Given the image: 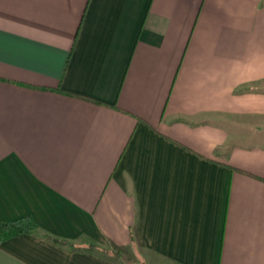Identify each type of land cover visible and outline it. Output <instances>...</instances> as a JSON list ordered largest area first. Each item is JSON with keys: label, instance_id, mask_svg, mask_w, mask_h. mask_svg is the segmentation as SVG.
Listing matches in <instances>:
<instances>
[{"label": "crops", "instance_id": "1", "mask_svg": "<svg viewBox=\"0 0 264 264\" xmlns=\"http://www.w3.org/2000/svg\"><path fill=\"white\" fill-rule=\"evenodd\" d=\"M25 216L75 248L0 264H264V0H0V221Z\"/></svg>", "mask_w": 264, "mask_h": 264}, {"label": "trees", "instance_id": "2", "mask_svg": "<svg viewBox=\"0 0 264 264\" xmlns=\"http://www.w3.org/2000/svg\"><path fill=\"white\" fill-rule=\"evenodd\" d=\"M54 90L61 91L59 86H56L53 88ZM69 93V92H67ZM82 99L88 100L90 102L98 103L96 100L86 97V96H81ZM21 234H29V235H34L37 237L42 238L43 240L51 243L54 246L57 247H69V248H75V246L68 242L67 240L57 238L55 236H52L46 232H44L39 225L36 223V221L31 218L30 216H25L22 218H19L14 221H0V242L21 235ZM87 244L85 246L86 250H93V249H100L102 253L105 252L104 249L99 248L96 244L92 243L91 241L86 240ZM116 249V248H115ZM123 249V248H121Z\"/></svg>", "mask_w": 264, "mask_h": 264}, {"label": "rangeland", "instance_id": "3", "mask_svg": "<svg viewBox=\"0 0 264 264\" xmlns=\"http://www.w3.org/2000/svg\"><path fill=\"white\" fill-rule=\"evenodd\" d=\"M142 256H144L142 259H143V262L144 264H163L162 262H156L155 259H153L152 257H150L149 255L145 254L142 252L141 254ZM107 256L109 257H114V258H117L116 256H114L113 254H111L110 252H107ZM132 255H129V258L131 259ZM125 260V259H124ZM121 264H128V263H124L123 261H121Z\"/></svg>", "mask_w": 264, "mask_h": 264}]
</instances>
